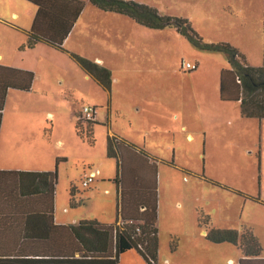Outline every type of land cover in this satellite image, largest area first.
<instances>
[{
    "label": "rangeland",
    "instance_id": "rangeland-1",
    "mask_svg": "<svg viewBox=\"0 0 264 264\" xmlns=\"http://www.w3.org/2000/svg\"><path fill=\"white\" fill-rule=\"evenodd\" d=\"M122 1L185 19L202 44H229L249 66L264 67V0ZM87 6L74 34H84L87 57L81 56L102 59L100 64L111 72L110 92L89 78L85 85L80 67L67 56L47 55L45 45L27 53L23 63L35 69L33 87L6 96L1 157L19 159L29 155L32 144L25 142L34 143L38 136L51 139L62 160L56 167V220L112 225L116 163L106 156V137L117 135L158 160L156 264L167 257L171 264L239 259L233 245L204 239L199 213L208 217L212 229L251 230L264 255V120L242 117L239 104L220 101L219 74L230 69L226 56L201 49L174 28L147 29ZM34 14L35 7L24 0H0V53L10 63L15 52L27 51L19 48ZM186 62L197 70L187 72ZM84 106L96 108L92 144L74 130L75 114ZM46 111L54 116H45ZM13 129L29 134L13 145L7 138ZM91 175L94 182L84 188L82 180ZM119 264L146 263L130 251Z\"/></svg>",
    "mask_w": 264,
    "mask_h": 264
},
{
    "label": "trees",
    "instance_id": "trees-1",
    "mask_svg": "<svg viewBox=\"0 0 264 264\" xmlns=\"http://www.w3.org/2000/svg\"><path fill=\"white\" fill-rule=\"evenodd\" d=\"M24 1L35 7V14L20 51L45 45L67 53L63 43L88 2L102 12L123 15L147 29L174 28L201 49L223 53L230 69L219 75L220 101L239 104L242 117L264 120V67L249 66L245 57L229 44H202L185 19L162 17L153 7L132 1ZM68 57L98 87L110 92L112 79L108 69L78 54L68 53ZM34 78L31 71L0 65V127L7 93L30 92ZM75 117L76 136L83 139L85 135L92 144L96 122H82L78 114ZM106 156L116 163V221L112 225L95 220L54 224L56 167L48 172L0 171V264H119L120 256L132 250L146 264H156L158 160L114 134L106 137ZM73 192L71 189V197ZM197 222L207 229V241L231 244L240 251L238 264H264V260H258L262 249L251 230L208 228L209 219L202 213Z\"/></svg>",
    "mask_w": 264,
    "mask_h": 264
},
{
    "label": "crops",
    "instance_id": "crops-1",
    "mask_svg": "<svg viewBox=\"0 0 264 264\" xmlns=\"http://www.w3.org/2000/svg\"><path fill=\"white\" fill-rule=\"evenodd\" d=\"M87 4H88V2H85L83 11L85 9H88ZM102 13H105V12H102ZM111 14H114V15H117V16H121V17H125L123 15H118V14H115V13H111ZM14 16L15 15H12V17H14ZM81 17H82V13L78 17V19H77V21L75 23L76 25H77L78 21L81 19ZM126 18H128V17H126ZM75 24H74L71 32L69 33L68 37L65 39V41L63 43V49L67 53H62V52L56 51V50L51 49V48H42V50H44L47 55L52 56V57H55L56 55H60V56L64 55V56L68 57V53H74V54H78V55L80 54V56L82 55V56L87 57V55H86V53H85V51L83 49V44H81L82 36L84 34H82V33L74 34V29H75V26H76ZM40 46H42V45H37L34 49L27 50V51H30V52H27V51L26 52L24 51V52H21V53L17 52V54L15 52V56L12 59V63H10V59L5 58V56L2 53H0V65L6 66V67L22 69V70L35 71V69L33 67L25 65L23 62H24L25 58L27 57V53H32L31 51H35V50L39 49ZM101 62H102V59H97L96 63L100 64ZM85 76L87 77V79L85 80L84 83H85V85H88L87 83H88V78L89 77L86 74H85ZM10 93H11L10 91L7 93L8 97H9ZM23 112H25V111H23ZM23 112H17L16 111L15 113H23ZM45 116L51 117V116H54V114L51 111H46L45 112ZM95 122H97V121H95ZM0 129H1L0 130V141H1L2 133H3V126L0 127ZM28 134H29V130H26V129H20V130H16L15 129L14 130L13 129V130H9L8 131L7 138H8V141H9L10 144L17 145L18 144V140L22 139V138H25V136H27ZM26 139H27V137H26ZM25 143L26 144L27 143L28 144H32V146L29 145V149H30L29 152H28L29 155H26L25 153H23V154H21V157L19 159L16 158V157L13 158V159H10V158H8V156H7V158L4 159V158L1 157V154H0V171L48 172V171H52L60 163L59 162L56 165V161L57 160H61V158H59V155H58L59 153H57V151L53 148V144L51 143V139L43 140L42 138H40L38 136L36 138V142H34V143L33 142H25ZM10 147L11 148H15V149L17 148V147H12V146H10ZM9 154H10V152H9ZM54 224L58 225V226L67 225V224L58 222L56 220V217H55V198H54ZM73 225H75V224H73ZM197 226H198V228L202 229V234H203V237L205 239V235H206L207 229L206 228L203 229L204 227H201L200 225H198V222H197ZM208 228H210L209 224H208ZM224 244H227V243H224ZM241 258H242V255L240 253V257H239V259L237 261H235L232 258H227L224 263H220L218 261L214 262L213 259H207V260H204L203 263L204 264H238V261ZM250 260H253V259H250ZM258 260H264V255L262 254V251H261V256L258 257ZM164 264H171L170 257L164 258Z\"/></svg>",
    "mask_w": 264,
    "mask_h": 264
},
{
    "label": "built area",
    "instance_id": "built-area-1",
    "mask_svg": "<svg viewBox=\"0 0 264 264\" xmlns=\"http://www.w3.org/2000/svg\"><path fill=\"white\" fill-rule=\"evenodd\" d=\"M183 67L187 72H194L198 66L196 64L192 65L186 62ZM95 115H96V108L88 107V106L82 107L81 112L78 113V117L82 122L94 121ZM93 182H94V177L93 175H91L84 178L81 184L84 188H88Z\"/></svg>",
    "mask_w": 264,
    "mask_h": 264
}]
</instances>
